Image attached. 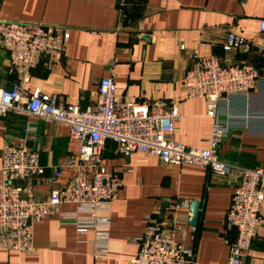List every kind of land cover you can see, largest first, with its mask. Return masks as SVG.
I'll return each mask as SVG.
<instances>
[{"label": "crops", "instance_id": "1", "mask_svg": "<svg viewBox=\"0 0 264 264\" xmlns=\"http://www.w3.org/2000/svg\"><path fill=\"white\" fill-rule=\"evenodd\" d=\"M263 19L264 0H130L119 30L116 0H0V22L70 29L62 63L52 70L40 65L26 86L28 96L41 90L46 95H62L69 104L86 109L96 102L99 81L113 76L120 102L163 99L175 105L179 117L173 139L189 148L208 149L213 127L206 117L205 100L188 99L184 90L194 54L257 67L260 80L256 90L219 104L227 130L220 157L251 169L264 165ZM229 33L241 35L248 47L225 53L222 46ZM15 79L9 55L0 48V89H11ZM28 125L35 127L28 146L39 153L44 167L33 185L37 199L45 200L72 176L71 170H64L58 179L53 177L58 162L71 155L70 131L63 124L22 114L10 112L0 117V180L4 146L21 140ZM103 165L109 172L127 170L111 205L106 258H95L93 232H81L65 222L63 215L77 210L76 205L68 204L34 225L30 253L0 252V264H131L138 251L134 241L143 235L145 218H157L170 229L173 205L184 200L200 202L195 241L188 223L190 209L177 213L176 240L195 247L190 264L226 263L236 238L235 230L226 224L238 184L236 176H216L188 165L168 166L139 153L126 159L111 142L106 144ZM166 204L169 207L162 213ZM262 215L264 218V203ZM246 264H264V226Z\"/></svg>", "mask_w": 264, "mask_h": 264}, {"label": "built area", "instance_id": "2", "mask_svg": "<svg viewBox=\"0 0 264 264\" xmlns=\"http://www.w3.org/2000/svg\"><path fill=\"white\" fill-rule=\"evenodd\" d=\"M130 0H116L119 30ZM264 35V19L260 23ZM70 40V29L63 26L0 22V48L10 59L16 79L9 90L0 89V117L8 113L22 114L69 128L71 155L54 168V178L71 170L72 176L59 191L38 200L33 182L44 172L39 153L28 142L35 127L28 125L24 137L6 144L2 152L0 180V252L30 253L33 248L34 225L49 218L61 205H76V212L63 215L65 222L81 232L94 233L95 258H106L111 205L123 185L127 170L109 172L103 165L106 144L116 145L123 158L143 154L158 158L168 166L184 165L206 169L216 176H236L238 184L226 213V224L235 230L225 264H246L254 242L264 226V165L255 169L230 164L221 159L220 149L226 128L220 118L219 104L236 94H251L260 80L257 67L250 63H226L214 55L195 53L193 65L184 78L188 99L201 98L206 103V117L213 121L209 148H189L173 139L178 112L175 105L163 99L142 102H120L117 85L104 78L98 83L96 102L86 109L69 104L58 94L46 95L41 90L26 94L33 72L43 65L52 70L63 61ZM241 35L229 33L222 46L225 53L248 47ZM184 49V46H181ZM187 200L176 202L171 215V228L165 229L157 218L147 216L144 232L135 240L137 256L131 264H190L194 261V245L183 246L175 238L177 213L189 209ZM194 241L196 227H192Z\"/></svg>", "mask_w": 264, "mask_h": 264}, {"label": "water", "instance_id": "3", "mask_svg": "<svg viewBox=\"0 0 264 264\" xmlns=\"http://www.w3.org/2000/svg\"><path fill=\"white\" fill-rule=\"evenodd\" d=\"M168 207H169L168 204L164 205L162 209V213H164ZM189 209L191 215L188 223L190 226L196 227L199 217V211H200V202L199 201L191 202Z\"/></svg>", "mask_w": 264, "mask_h": 264}]
</instances>
